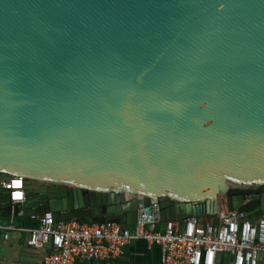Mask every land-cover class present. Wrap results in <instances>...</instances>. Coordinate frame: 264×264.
Segmentation results:
<instances>
[{
    "label": "water",
    "instance_id": "obj_1",
    "mask_svg": "<svg viewBox=\"0 0 264 264\" xmlns=\"http://www.w3.org/2000/svg\"><path fill=\"white\" fill-rule=\"evenodd\" d=\"M0 175V217L264 211L230 194L264 191V0H0Z\"/></svg>",
    "mask_w": 264,
    "mask_h": 264
},
{
    "label": "built area",
    "instance_id": "obj_2",
    "mask_svg": "<svg viewBox=\"0 0 264 264\" xmlns=\"http://www.w3.org/2000/svg\"><path fill=\"white\" fill-rule=\"evenodd\" d=\"M2 186L11 191L13 201H25L27 186L22 178L6 179ZM31 220L38 226L0 224V231L5 239L12 230L26 233L28 248L49 246L50 252L40 264H74L77 259L112 261L137 240L146 241L150 248L158 246L161 264H216L223 254L232 256V264H259L264 260V214L254 220L242 218L236 209H229L226 198L220 199L215 216L167 221L162 231L151 222L129 229L115 223L57 220L52 213L32 215Z\"/></svg>",
    "mask_w": 264,
    "mask_h": 264
},
{
    "label": "crops",
    "instance_id": "obj_3",
    "mask_svg": "<svg viewBox=\"0 0 264 264\" xmlns=\"http://www.w3.org/2000/svg\"><path fill=\"white\" fill-rule=\"evenodd\" d=\"M5 180V178H0V190H4L2 182ZM30 218L31 216L24 214L15 218L0 217V224L12 223L16 227H29ZM126 227L134 228V226ZM156 229L162 231L164 222L156 224ZM7 235L8 238L5 239L4 233L0 231V264H40L44 256L50 252L49 246L37 249L28 248L26 246L27 234L24 232L12 230ZM74 264H161V252L158 246L150 248L146 241L137 240L129 243L124 248V253L115 260L97 262L77 259ZM216 264H232V256L219 255ZM259 264H264V260Z\"/></svg>",
    "mask_w": 264,
    "mask_h": 264
},
{
    "label": "flooded vegetation",
    "instance_id": "obj_4",
    "mask_svg": "<svg viewBox=\"0 0 264 264\" xmlns=\"http://www.w3.org/2000/svg\"><path fill=\"white\" fill-rule=\"evenodd\" d=\"M30 185V184H28ZM230 194L231 195H249L251 197H255L256 195H263L264 197V191H261L259 189H256V188H249L247 190H244V191H241V192H236V193H233L231 190H230ZM251 204H255L256 203V200H252L250 201ZM253 211V210H252ZM264 214V211H257V212H253V214L250 216V218L252 219H256L257 217L261 216Z\"/></svg>",
    "mask_w": 264,
    "mask_h": 264
},
{
    "label": "trees",
    "instance_id": "obj_5",
    "mask_svg": "<svg viewBox=\"0 0 264 264\" xmlns=\"http://www.w3.org/2000/svg\"><path fill=\"white\" fill-rule=\"evenodd\" d=\"M0 176H2V175H0ZM2 177L5 178L4 176H2ZM5 179H7V178H5ZM25 184H26V186H28V181H25ZM231 191H232L233 193H236V192L244 191V189H231ZM30 219H31V218H30ZM249 219H251V218H249ZM253 220H254V219H253ZM80 222H82V223H90V222H89L88 220H86V219H82V220H80ZM28 226H29V227H36V226H38V223H37L36 221L30 220Z\"/></svg>",
    "mask_w": 264,
    "mask_h": 264
},
{
    "label": "bare ground",
    "instance_id": "obj_6",
    "mask_svg": "<svg viewBox=\"0 0 264 264\" xmlns=\"http://www.w3.org/2000/svg\"><path fill=\"white\" fill-rule=\"evenodd\" d=\"M15 196H17V197H18V196H19V194H16Z\"/></svg>",
    "mask_w": 264,
    "mask_h": 264
},
{
    "label": "rangeland",
    "instance_id": "obj_7",
    "mask_svg": "<svg viewBox=\"0 0 264 264\" xmlns=\"http://www.w3.org/2000/svg\"><path fill=\"white\" fill-rule=\"evenodd\" d=\"M0 178H3L2 176H0Z\"/></svg>",
    "mask_w": 264,
    "mask_h": 264
}]
</instances>
